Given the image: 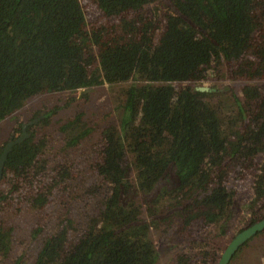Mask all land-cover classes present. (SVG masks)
Returning <instances> with one entry per match:
<instances>
[{
    "label": "trees",
    "instance_id": "1",
    "mask_svg": "<svg viewBox=\"0 0 264 264\" xmlns=\"http://www.w3.org/2000/svg\"><path fill=\"white\" fill-rule=\"evenodd\" d=\"M92 1L103 18L89 22L81 0H0V123L37 96L127 83L119 91L121 127L111 122L100 128L83 112L54 120L59 107H47L39 120L43 131L30 125L8 153L1 185L9 193L24 183L31 189L27 200L39 209L82 178L79 198L90 199L95 210L80 222L66 212L34 259L14 264H157L154 231L170 233L176 217L184 219L180 238L196 223L220 224L230 216L234 193L228 164L245 166L264 154V84L258 81L264 82V0H172L180 15L166 12L164 27L159 7L146 13L154 0ZM228 63L234 78L243 80L239 92L196 89L228 74ZM37 118L36 112L30 121ZM46 123L57 125L64 149L84 147L99 133L94 156L84 158L90 183L84 161L46 155L54 140ZM22 132L19 123L0 142V155ZM258 169L253 203L264 209V162ZM1 185L0 204L7 196ZM165 196L173 201L170 213L162 214ZM255 210L251 223L262 216ZM14 230L0 223L1 256L9 254ZM211 234L190 240V250L173 263L217 264L220 248ZM260 240L264 230L233 258Z\"/></svg>",
    "mask_w": 264,
    "mask_h": 264
},
{
    "label": "rangeland",
    "instance_id": "2",
    "mask_svg": "<svg viewBox=\"0 0 264 264\" xmlns=\"http://www.w3.org/2000/svg\"><path fill=\"white\" fill-rule=\"evenodd\" d=\"M81 1L89 22L103 18V13L92 0ZM155 7H159L158 19L162 21V27L165 26L163 24V15L166 12L171 10L178 12L172 0H154L151 5L147 6V15H152ZM186 19L188 20V18ZM227 67L228 74H224L223 77H215L208 82L195 86L204 85L210 89L217 86L221 87L225 92L228 90H237L239 92L244 85L243 80L234 78L235 76L231 71V63H228ZM258 81L264 84L262 79ZM126 87L127 83H105L100 86L80 88L73 93L37 96L31 99L21 110L0 123V142L5 143L9 139L10 134L19 126V123H28L36 112L38 118L33 120L32 124H35V131L37 129L43 131L42 123H39V120L44 117L45 112L43 113V111L47 107H55L56 105L59 110L51 116L54 120L67 119L74 113L83 112L85 119L92 120L100 128L111 122L121 127L122 111L120 109H122L123 100L121 101L119 91L121 92V89ZM104 117L105 119H103ZM128 130L129 128L126 127V131ZM45 131L52 132L54 139L51 143L52 145L49 144L44 150L49 159L57 161L58 159L66 158L72 162H78V165H81L84 161L82 165L85 172L88 161L84 158L91 154L94 156L92 153L93 144L97 141L99 133L94 134L93 137L86 141L84 147L64 149V142L61 139L63 134L58 131L57 125L52 128L51 124L48 125L46 123ZM262 162H264V154L257 155L252 161L247 162L245 166L239 163L237 165V162L228 164L231 169L227 185L234 193L231 195L228 209L230 216L227 215V217L223 218L220 224L204 225L203 223H196V225L190 226L194 228L188 237L180 238L176 234L179 229L184 227V219L176 217L170 233L163 235L158 230H155L153 238L159 250V261L157 264H174L173 261L178 253L190 250V240H201L209 232H212L211 237L216 239L221 255L234 235L252 222L253 209L255 207V212L264 214V209L261 207L263 203H253L255 199V174L259 172L258 167L261 166ZM85 173L86 178H84V181L85 183H90L93 177L90 172ZM81 180L82 178L75 180L70 190L66 191L65 194L62 191H57L51 197L50 202L39 209L33 208L32 204L27 200V197L31 194V191H29L31 189L24 183L20 184L23 189L13 193H9L10 188L7 184L1 185L0 183L1 190L7 195L0 204V223L15 227L11 250L6 257L0 254V264H14L20 257L28 258L32 261L42 246L44 239L54 232L55 226L59 224L66 212H69L72 216H77L75 219L79 222L86 211L87 215H95L92 201L88 199L85 202L84 199L79 198L83 194ZM158 191L159 189H155L150 193L148 200L153 199ZM172 201L169 196L163 198L161 203L162 214L170 213L169 207H171ZM148 204L150 203L145 202L146 206ZM170 211L172 212V210ZM146 219L149 220V217L147 216ZM223 226L227 227L225 234H221L219 229V227ZM39 228H41L40 232ZM218 233L220 234L218 235ZM260 241L262 245H259L260 243L256 245L257 241L251 243L250 248L246 247L242 250L235 259L232 258L229 264H264V240Z\"/></svg>",
    "mask_w": 264,
    "mask_h": 264
},
{
    "label": "water",
    "instance_id": "3",
    "mask_svg": "<svg viewBox=\"0 0 264 264\" xmlns=\"http://www.w3.org/2000/svg\"><path fill=\"white\" fill-rule=\"evenodd\" d=\"M196 89L199 91H212L204 85L196 86ZM27 126V125H25ZM28 134H23L22 137L15 141H11L7 144L4 149V152L0 158V183L2 179V172L5 161L7 159L8 152L12 149V146L18 142H21ZM264 230V218L261 220L256 221L255 223L246 226L241 232L236 234L232 240L228 243L225 247L224 251L222 252L217 264H229L234 255L239 251V249L244 246V244L249 241L254 235L259 233L260 231Z\"/></svg>",
    "mask_w": 264,
    "mask_h": 264
},
{
    "label": "flooded vegetation",
    "instance_id": "4",
    "mask_svg": "<svg viewBox=\"0 0 264 264\" xmlns=\"http://www.w3.org/2000/svg\"><path fill=\"white\" fill-rule=\"evenodd\" d=\"M32 122H33V121H30V120H29L28 123H21V124H22V127H23V132H22L20 135L18 134V137H17L16 139H14V140L12 139V140H10L9 142H11V141H15V140L19 139L20 137H22L23 134H26V133L28 132V131H27V130H28L27 128H29V126L32 125ZM25 125H27V126H25ZM27 134H28V133H27ZM13 136H14V134H13ZM13 136H12V137H13ZM26 137H27V136H26ZM26 137H25V138H26ZM25 138H24V139H25ZM24 139H23V140H24ZM23 140H22V141H23ZM18 143H19V142H18ZM7 144H8V143H7ZM7 144H6V146H7ZM6 146H5V147H6ZM13 146H14V145H13ZM13 146H12V147H13ZM5 147H4V149H5ZM11 150H12V149H11ZM11 150H10V151H11ZM10 151H9V152H10ZM3 152H4V150H3ZM3 152L1 153L0 158H1L2 154H3ZM9 152H8V153H9ZM7 158H8V155H7ZM6 161H7V159H6ZM6 161H5V163H6ZM4 169H5V164H4V167H3L2 176H3V173H4ZM1 181H2V179H1ZM262 218H264V214H263V213H262V216H261V218H260L259 220H261ZM254 223H255V222H254ZM251 224H253V223H251ZM251 224H250V225H251ZM244 228H245V227H243L239 232H241ZM239 232H237L236 234H238ZM236 234H235V235H236ZM235 235H234V236H235ZM249 240H250V239H249ZM247 242H248V241H247ZM247 242H246V243H247ZM246 243H245V244H246ZM245 244H244V245H245ZM242 247H243V246H242ZM242 247H241V248H242Z\"/></svg>",
    "mask_w": 264,
    "mask_h": 264
}]
</instances>
